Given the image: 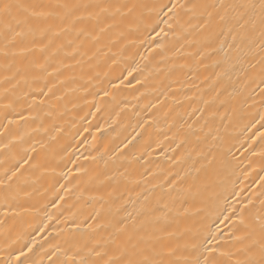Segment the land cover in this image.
Instances as JSON below:
<instances>
[{
  "label": "bare ground",
  "instance_id": "1",
  "mask_svg": "<svg viewBox=\"0 0 264 264\" xmlns=\"http://www.w3.org/2000/svg\"><path fill=\"white\" fill-rule=\"evenodd\" d=\"M252 2L0 0V264L245 258L264 225Z\"/></svg>",
  "mask_w": 264,
  "mask_h": 264
},
{
  "label": "snow or ice",
  "instance_id": "2",
  "mask_svg": "<svg viewBox=\"0 0 264 264\" xmlns=\"http://www.w3.org/2000/svg\"><path fill=\"white\" fill-rule=\"evenodd\" d=\"M12 4H4L2 7H0V13L3 14H9L10 10L12 9ZM161 7H164L163 5ZM175 7V5H173ZM244 7L248 8H259L261 14H262V22H264V0H259V3H255L254 0L252 3L245 5ZM171 11V9H169ZM243 14H241V17ZM221 20H224V17H221ZM241 28L244 27V25H240ZM262 35H264V29H262ZM262 46H264V42H262ZM253 70H255L256 66H251ZM254 83L256 86H259L260 93L262 96H264V58L261 60V66L258 74V78H255ZM240 239H247L249 242L244 246L242 251L246 253L245 258L243 260H237L235 261V264H264V225H261V232L258 238H255L253 236L246 235ZM129 242H132V237H129ZM133 249L136 248V243L132 244ZM211 254L216 253V249L213 248L210 250ZM221 255H227V253H221ZM110 264H113V262H110ZM122 264H156L154 261H150L147 257H145L142 260H133L128 259L124 260ZM195 264H199V261H196ZM204 264H209L208 260L205 259Z\"/></svg>",
  "mask_w": 264,
  "mask_h": 264
}]
</instances>
